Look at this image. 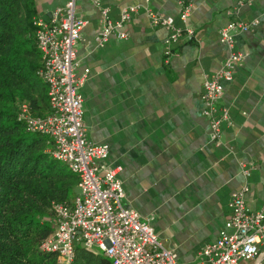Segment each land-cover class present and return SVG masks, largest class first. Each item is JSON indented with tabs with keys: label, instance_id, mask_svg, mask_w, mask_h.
Wrapping results in <instances>:
<instances>
[{
	"label": "crops",
	"instance_id": "0c3cea01",
	"mask_svg": "<svg viewBox=\"0 0 264 264\" xmlns=\"http://www.w3.org/2000/svg\"><path fill=\"white\" fill-rule=\"evenodd\" d=\"M35 2L38 15L49 20L66 0ZM187 3L193 5L189 23L196 39L175 44L167 59L168 30L153 26L146 8L183 25L180 10ZM101 5L109 7L113 22L126 6L139 7L124 25L127 38L112 35L100 45L95 40L103 27L100 6L77 0V13L86 20L76 73L89 70L80 88L87 135L109 145L103 166L122 165L125 206L150 220L180 261L208 264L200 251L224 227L231 192L247 183L248 205L254 210L264 205V0H102ZM232 20L256 23L236 35L244 60L221 98L229 119L215 142L203 113V81L228 56L220 29ZM46 104L45 113L48 99ZM243 263L263 264L264 254Z\"/></svg>",
	"mask_w": 264,
	"mask_h": 264
},
{
	"label": "built area",
	"instance_id": "2783aa9c",
	"mask_svg": "<svg viewBox=\"0 0 264 264\" xmlns=\"http://www.w3.org/2000/svg\"><path fill=\"white\" fill-rule=\"evenodd\" d=\"M94 1L100 6L103 18L96 42L103 45L112 35L127 38L124 25L139 6H126L120 19L113 22L109 7L102 6V0ZM192 8V3L182 6L183 25H177L173 16L146 8L151 24L168 30L164 50L167 59L174 54L175 44L196 39V29L189 23ZM34 22L42 62L38 74L47 86L49 107L45 114L39 115L29 103H22L17 119L28 132L49 136L53 156L76 175L78 188L70 203L53 205L54 229L41 241L40 248L56 254L64 264L74 261L78 246L104 255L110 264H200L180 261L177 253L159 238L150 220H143L139 211L125 206L122 165L103 166L109 156V145L95 143L87 135L80 88L89 70L80 76L76 73L77 43L86 20L77 13V0H66L64 5L56 7L49 20L38 15ZM255 23L232 20L220 29L228 56L221 68L205 77L202 93L203 113L210 120L211 139L215 142L221 139L222 123L229 119V109L221 103V98L226 84L234 79L237 67L244 60V54L236 49V35L253 30ZM244 173L249 175L248 170ZM248 191L249 185L245 183L231 192V213L217 239L200 251L203 263L244 264L243 261L264 254L260 249L264 241V205L252 209L246 200Z\"/></svg>",
	"mask_w": 264,
	"mask_h": 264
},
{
	"label": "trees",
	"instance_id": "16d2710c",
	"mask_svg": "<svg viewBox=\"0 0 264 264\" xmlns=\"http://www.w3.org/2000/svg\"><path fill=\"white\" fill-rule=\"evenodd\" d=\"M37 13L35 0H0V264H62L40 243L54 229L52 202L70 200L77 185L76 175L43 149L49 136L28 132L17 119L22 102L43 115L34 109L36 93L48 99L38 74ZM71 264L110 262L78 246Z\"/></svg>",
	"mask_w": 264,
	"mask_h": 264
},
{
	"label": "rangeland",
	"instance_id": "374dc122",
	"mask_svg": "<svg viewBox=\"0 0 264 264\" xmlns=\"http://www.w3.org/2000/svg\"><path fill=\"white\" fill-rule=\"evenodd\" d=\"M38 15V13L36 14V16ZM37 95V102H36V106H35V108L34 109H36V111L38 112V113H40V114H44L45 113V111H46V109H47V100L43 97V95H42V92H40V93H36ZM22 103H28V101H24V102H22ZM21 103V104H22ZM20 104V105H21ZM19 105V106H20ZM43 149H45L46 151H48V152H50V153H52V150H53V145H52V143H51V141L50 140H48V141H46L45 142V144H44V147H43ZM53 155V154H52ZM62 162V161H61ZM63 164H65L64 162H62ZM66 165V164H65ZM75 194H76V189H75V192L73 193V195H72V197H71V199L70 200H68V201H65V202H62V203H70L72 200H73V198H74V196H75ZM56 202H58V201H53L52 202V205H51V207H50V209L48 210V212H49V216H48V221L53 225V227H54V221H53V218H54V210H53V205L56 203ZM60 202V201H59ZM108 259V258H107ZM109 260V259H108ZM62 264H64V263H62Z\"/></svg>",
	"mask_w": 264,
	"mask_h": 264
}]
</instances>
